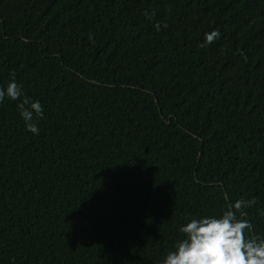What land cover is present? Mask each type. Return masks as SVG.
<instances>
[{
	"label": "trees",
	"instance_id": "obj_1",
	"mask_svg": "<svg viewBox=\"0 0 264 264\" xmlns=\"http://www.w3.org/2000/svg\"><path fill=\"white\" fill-rule=\"evenodd\" d=\"M13 73L44 115L0 102V264H161L240 199L264 237V0H0Z\"/></svg>",
	"mask_w": 264,
	"mask_h": 264
},
{
	"label": "clouds",
	"instance_id": "obj_2",
	"mask_svg": "<svg viewBox=\"0 0 264 264\" xmlns=\"http://www.w3.org/2000/svg\"><path fill=\"white\" fill-rule=\"evenodd\" d=\"M145 15L152 18L148 13ZM155 27L160 29L159 24ZM219 37L218 30L206 33L205 44H211ZM88 38L92 40L93 35L90 33ZM6 97L19 101L16 107L26 130L38 135L40 129L33 117H43V106L39 100L25 95L14 73L7 85L0 87V102ZM255 203L254 198L235 200L219 215L189 219L179 228L184 238L175 242L173 250L166 254L161 264H264V237L249 234L252 225L243 212V209Z\"/></svg>",
	"mask_w": 264,
	"mask_h": 264
}]
</instances>
